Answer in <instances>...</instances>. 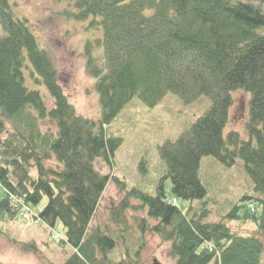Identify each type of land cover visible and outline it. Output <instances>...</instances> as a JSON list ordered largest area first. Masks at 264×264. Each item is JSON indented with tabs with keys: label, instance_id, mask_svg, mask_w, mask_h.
<instances>
[{
	"label": "trees",
	"instance_id": "1",
	"mask_svg": "<svg viewBox=\"0 0 264 264\" xmlns=\"http://www.w3.org/2000/svg\"><path fill=\"white\" fill-rule=\"evenodd\" d=\"M69 1L75 11L63 10L68 18H91L89 25L101 29L100 37L83 44L85 71L98 94L96 119L76 111L29 20L0 0L6 33L0 37V220H14L23 206L45 197L33 219L62 223L61 245L72 252L61 264H142L143 244L133 246V253L126 245L127 214L140 212V233L149 230L168 242L175 264H261L262 240L231 230L227 222H250L264 233V0ZM26 70L35 87L26 85ZM237 89L251 94L246 138L236 130L224 133ZM171 95L184 104L206 96L210 104L160 146L166 173L154 192L128 188L124 179L102 173L96 158L110 165L123 141L106 130L120 112L134 99L152 109ZM45 120L53 131L40 130ZM203 155L225 165L242 160L255 192L242 200L253 199L259 212L252 205L239 214L235 203L221 219L207 220L209 199L198 173ZM110 179L125 197L107 210L105 224L88 233ZM176 198L190 202L186 211L174 204ZM121 244L126 250L114 262L108 254ZM22 248L37 251L33 242Z\"/></svg>",
	"mask_w": 264,
	"mask_h": 264
},
{
	"label": "rangeland",
	"instance_id": "2",
	"mask_svg": "<svg viewBox=\"0 0 264 264\" xmlns=\"http://www.w3.org/2000/svg\"><path fill=\"white\" fill-rule=\"evenodd\" d=\"M9 1L17 16H24L29 20L40 47L53 59L63 91L76 111L83 116L96 119L100 111L98 94L94 87V79L85 71L83 44L86 39L100 37L101 29L97 30L89 25L91 18L80 21L68 18L63 10L75 11L69 0ZM4 34L6 33L0 24V37ZM25 80L27 86L35 87L28 70L25 71ZM41 91L45 96L44 88ZM231 94L233 104L224 133L236 130L246 138L245 124L249 117L251 94L242 89L233 90ZM45 98L50 104L51 99L48 95ZM209 104L210 99L206 96H201L190 104H184L171 95L156 108L148 109L139 100L134 99L106 128L109 133L123 138L122 144L110 159L111 164L96 158L95 165L102 173L114 174L124 179L128 188L135 187L154 192L159 180L166 173L160 146L167 140H175L208 108ZM39 128L41 131L54 130L52 123L46 120L39 122ZM198 173L206 189V198L209 199L211 212L207 220L221 219L235 203L241 205L237 210L239 214H243L246 208L251 209L252 205L259 212L253 199L242 200L245 196L252 197L255 192L240 158L235 159L231 165H225L212 155H203L200 158ZM31 174H36L34 167ZM163 183L167 196L172 198L170 179L164 177ZM124 197L125 192L119 191L115 182L110 179L90 222L88 233L92 228L105 224L107 210L118 206ZM46 202L44 197L38 204L23 206L14 220L9 222L0 220L1 264H61L71 254L72 248L67 243L61 245V240H65V231L59 220L53 226H47L33 219V215L37 216ZM196 203L197 201L193 202ZM174 204L182 211H186L190 202L176 198ZM24 212H28V216L24 217ZM127 216V227L131 230L126 240L128 251L133 253V246L138 247L142 243L139 258L142 264H175L168 242L149 230L140 233L137 219L143 216V212L136 217L128 214ZM227 223L231 230L242 235L257 236L264 243V233L257 232L254 224L240 220H231ZM31 242L34 243L36 252L22 248ZM125 250L126 247L121 244L111 250L108 257L114 262L118 261ZM209 264H213V261ZM261 264H264V253Z\"/></svg>",
	"mask_w": 264,
	"mask_h": 264
}]
</instances>
